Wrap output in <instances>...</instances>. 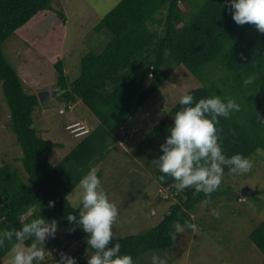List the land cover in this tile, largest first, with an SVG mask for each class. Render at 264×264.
Segmentation results:
<instances>
[{"label": "trees", "instance_id": "obj_1", "mask_svg": "<svg viewBox=\"0 0 264 264\" xmlns=\"http://www.w3.org/2000/svg\"><path fill=\"white\" fill-rule=\"evenodd\" d=\"M53 11L55 25H45L44 43L33 44L27 29L42 24ZM67 20V13L62 7H54L53 0H0V80L10 110L9 127L22 148V156L0 159V230L19 228L38 216L49 222L55 219L60 235L51 237L45 247L42 245L45 257L36 264H60L61 252L69 254L73 243L76 249L69 255L76 258V264L87 263L80 252L88 249V234L67 220L68 213L78 215L80 209V205L72 204L69 195L81 177L114 150L118 139L129 135L127 120L182 64L198 83L186 91L193 94L194 100L220 95L240 104V109L229 117H219L216 125L225 155L240 153L249 159L260 155L259 149L264 151V33L252 24H237L228 0H119L91 30L87 29L86 36L108 30V41L102 50L88 51L81 57L80 73L73 80L68 78L63 59ZM13 35L53 63L57 72L55 87L60 89L57 99L67 104L66 109L80 100L99 120L80 137L67 128L79 119L66 125L79 140L73 141L56 164L51 163L50 154L64 143L42 137L34 126L33 112L40 104L38 94L26 89L4 52V43ZM246 79L252 83L245 85ZM182 107L178 101L170 113ZM172 124L161 119L150 128L144 126L143 141L151 146L163 143ZM139 132L137 129L130 136ZM17 160L22 165H17ZM97 174L100 178L103 175L102 171ZM229 174V166H224L219 187L211 193H197L191 185L189 189H177L171 177L161 181L158 170L159 185L171 191L168 197L159 191L157 201L168 203V211L156 226L142 233L113 234L109 246L118 242L120 253L130 255L133 263L146 251L171 247L178 235L177 224L184 225L188 220L197 226L193 213L200 203L209 205L222 194L233 199L232 186H224ZM263 192L258 187L256 195L249 198L260 201ZM235 196L239 199L240 194ZM49 201L55 202L54 207H49ZM248 238L264 255V218ZM33 240L29 237L23 243L30 246ZM15 243L13 237L0 246V264ZM89 249L94 251L90 246Z\"/></svg>", "mask_w": 264, "mask_h": 264}, {"label": "rangeland", "instance_id": "obj_2", "mask_svg": "<svg viewBox=\"0 0 264 264\" xmlns=\"http://www.w3.org/2000/svg\"><path fill=\"white\" fill-rule=\"evenodd\" d=\"M118 1L53 0L54 7H62L68 17L63 40V59L70 80L80 73L81 57L88 51L102 50L108 41L106 33L109 31L106 29L87 36L86 31L91 30V26ZM56 21L53 11L42 24L27 29L28 38L33 44L40 45L38 42L41 43L46 38L45 25L48 24L50 28ZM4 52L17 68L28 91L39 94L57 85V72L53 63L18 35L11 36L4 43ZM197 85L193 74L183 64L178 66L149 102L127 120L126 129L130 131L129 135L123 140L118 139L119 144L95 167L96 171H102V187L118 209L113 224L114 235L142 233L156 226L168 211V203L157 201L161 196L160 192H164V189H159L156 175L159 168L155 159L161 154L160 143L153 146L145 143L142 130L144 126L148 125L150 128L161 119L173 123L175 114L170 113L171 108L187 90ZM71 104L73 108L68 110L65 102L54 97L45 105L40 102L33 112L34 126L39 135L64 143L63 147L52 150L50 161L53 164L58 163L73 143L79 140L66 129L69 122L81 119L91 128L99 123L98 118L82 101L77 100ZM61 108L66 111L61 112ZM9 124L10 110L0 80V159L14 160L15 157L22 156V148ZM137 129L141 132L135 137L130 136ZM258 152L261 154L249 158L252 167L248 172L230 171L225 179L224 186H232L233 199L228 200L227 195L222 194L212 199L209 205L200 203L198 211L193 213L198 221L195 231L184 228L178 232L171 247L146 251L133 264H152L153 255L163 258L166 264H264V255L248 238L249 232L264 218V192L260 195V201L251 199L250 196H242L245 186L264 189V151L259 149ZM15 163L22 165L20 160ZM236 194H240L239 199ZM80 197L78 184L69 198L74 206H79ZM56 235H60V232L57 231ZM50 238L43 242L44 247ZM21 246L27 247L23 242ZM75 249L76 244L73 243L68 249L69 254ZM91 253L89 248L83 249L80 256L87 260ZM12 256L11 250L2 260V264H12ZM38 262L34 261V264Z\"/></svg>", "mask_w": 264, "mask_h": 264}, {"label": "clouds", "instance_id": "obj_3", "mask_svg": "<svg viewBox=\"0 0 264 264\" xmlns=\"http://www.w3.org/2000/svg\"><path fill=\"white\" fill-rule=\"evenodd\" d=\"M228 3L232 19L237 24H252L264 33V0H228ZM251 83V79L244 81L245 85ZM179 104L183 107L176 111L173 124L168 128L169 134L160 144L161 154L155 159L162 173L159 177L161 181L171 177L177 189L183 190L191 185L197 193H211L221 183L224 166H229L233 173H244L251 169V160L240 153L226 156L219 143L216 125L219 117L227 118L240 109L235 99L213 95L194 100L193 94L186 92L180 97ZM71 108L73 106H69V110ZM65 110L61 108L60 111ZM76 121L84 123L90 132L91 127L86 122L81 119ZM79 188L81 197L78 215L70 212L67 220L81 226L88 234V248L90 246L94 251L87 257V264H133L130 255L120 253L121 245L118 242L109 246L110 241H113V224L118 209L103 189L94 167L81 177ZM159 189H164L165 197L169 196L171 190L162 185ZM54 203L49 201V207H54ZM184 227L195 231L197 226L185 220L184 225L177 224L175 230L181 232ZM56 232L55 219L49 222L43 216H38L22 223L19 228L0 230V246L14 237L17 243L12 248V264H34V261L44 259L43 242L54 237ZM29 237L34 238L33 242L30 246L22 247L20 242ZM60 264H76V258L61 252ZM152 264H166V261L153 255Z\"/></svg>", "mask_w": 264, "mask_h": 264}, {"label": "water", "instance_id": "obj_4", "mask_svg": "<svg viewBox=\"0 0 264 264\" xmlns=\"http://www.w3.org/2000/svg\"><path fill=\"white\" fill-rule=\"evenodd\" d=\"M60 93L59 89H51V90H44L39 92L38 97L40 102L45 105L47 104L51 99L56 97ZM186 189H189V186H186ZM258 192V189H252L250 187L245 186L242 189V196L246 197L249 195H255V193Z\"/></svg>", "mask_w": 264, "mask_h": 264}, {"label": "built area", "instance_id": "obj_5", "mask_svg": "<svg viewBox=\"0 0 264 264\" xmlns=\"http://www.w3.org/2000/svg\"><path fill=\"white\" fill-rule=\"evenodd\" d=\"M67 128L70 130L71 133H73L76 137L82 136L83 134L88 132V128L84 123L81 121H76L70 123Z\"/></svg>", "mask_w": 264, "mask_h": 264}, {"label": "crops", "instance_id": "obj_6", "mask_svg": "<svg viewBox=\"0 0 264 264\" xmlns=\"http://www.w3.org/2000/svg\"><path fill=\"white\" fill-rule=\"evenodd\" d=\"M54 87L50 88V89H53Z\"/></svg>", "mask_w": 264, "mask_h": 264}]
</instances>
